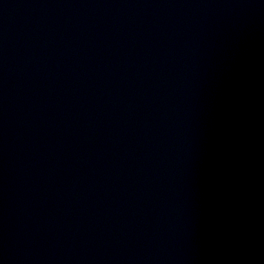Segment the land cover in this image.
Instances as JSON below:
<instances>
[{
    "label": "water",
    "instance_id": "95a60500",
    "mask_svg": "<svg viewBox=\"0 0 264 264\" xmlns=\"http://www.w3.org/2000/svg\"><path fill=\"white\" fill-rule=\"evenodd\" d=\"M0 264H264V0H0Z\"/></svg>",
    "mask_w": 264,
    "mask_h": 264
}]
</instances>
